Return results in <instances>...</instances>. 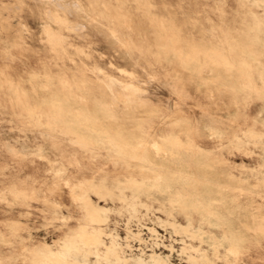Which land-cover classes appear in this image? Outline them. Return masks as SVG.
I'll return each instance as SVG.
<instances>
[{
    "label": "rangeland",
    "instance_id": "374dc122",
    "mask_svg": "<svg viewBox=\"0 0 264 264\" xmlns=\"http://www.w3.org/2000/svg\"><path fill=\"white\" fill-rule=\"evenodd\" d=\"M262 82L264 0H0V264L93 228L174 264L185 245L264 264Z\"/></svg>",
    "mask_w": 264,
    "mask_h": 264
},
{
    "label": "bare ground",
    "instance_id": "6f19581e",
    "mask_svg": "<svg viewBox=\"0 0 264 264\" xmlns=\"http://www.w3.org/2000/svg\"><path fill=\"white\" fill-rule=\"evenodd\" d=\"M53 2V1H52ZM53 4V3H52ZM57 4V3H56ZM54 5V4H53ZM77 5V4H76ZM74 7H77V6ZM22 6V5H21ZM8 7V6H7ZM23 7V6H22ZM67 7V6H66ZM6 8V7H5ZM10 8V7H9ZM62 8V7H61ZM69 9V8H68ZM75 9V8H74ZM17 10V9H16ZM65 10V9H63ZM70 10V9H69ZM10 11V10H9ZM67 11V8H66ZM14 12V11H13ZM12 12V13H13ZM72 12V11H71ZM67 13H69L67 11ZM73 13V12H72ZM76 13V11H75ZM57 14V13H56ZM47 13L45 14V16ZM59 16V15H58ZM64 16V15H63ZM47 17V16H46ZM60 17V16H59ZM58 17V18H59ZM65 19V18H64ZM20 20V19H19ZM50 20V19H49ZM54 20V19H53ZM53 22V21H52ZM98 23V22H97ZM90 24V23H89ZM60 26V25H59ZM103 26V25H102ZM22 27V26H21ZM20 27V28H21ZM80 27V26H79ZM85 26H83L84 28ZM74 28V27H72ZM82 28V27H80ZM70 29V28H69ZM75 29V28H74ZM77 30V29H76ZM82 30V29H81ZM84 30V29H83ZM72 31V30H71ZM85 31V30H84ZM22 32V31H21ZM82 32V31H81ZM109 32V31H108ZM113 35L115 37L117 36L116 30L112 31ZM262 38V37H261ZM89 46V45H88ZM125 46V45H124ZM127 46V45H126ZM136 47V46H135ZM197 49V48H196ZM195 49V50H196ZM89 50V49H87ZM121 50V49H120ZM193 50V49H192ZM77 51V49H76ZM180 51V50H179ZM215 51V50H214ZM213 51V53H215ZM249 51V50H248ZM55 52V50H54ZM83 52H81L82 54ZM96 53V52H95ZM250 53V52H249ZM117 54V53H116ZM182 54V53H181ZM179 54V56L181 55ZM195 54V52H194ZM202 52H200V55ZM219 54V52H218ZM251 54V53H250ZM83 55V54H82ZM216 55V54H215ZM208 56V55H207ZM86 57V56H85ZM104 57V56H103ZM101 58V57H100ZM220 58V57H219ZM181 59V58H180ZM193 59V58H192ZM183 60V59H182ZM225 60V59H224ZM112 65V64H111ZM113 67V66H112ZM231 67V66H230ZM248 69H251L248 68ZM99 73H101V69H96ZM239 72V71H238ZM123 73V72H122ZM130 74V73H129ZM133 75V73H132ZM248 75V74H247ZM243 77V76H242ZM241 77V78H242ZM248 77V76H247ZM246 77V78H247ZM243 79V78H242ZM110 83L113 85L120 84L116 79L110 78ZM216 80V79H215ZM137 84L136 82H129L127 84H124V88L127 90H131L135 93L143 91L144 93H152L155 92L156 90L154 88L149 87L148 85H143L145 83L139 82ZM32 84V83H31ZM264 84V82H262ZM34 85V84H33ZM79 85V84H78ZM258 86V85H257ZM47 87L45 86H42ZM256 88V85H255ZM78 89V88H77ZM264 89V88H263ZM262 89V90H263ZM199 90V87H198ZM257 90V88L255 89ZM259 90V89H258ZM79 91V90H78ZM32 92V91H31ZM36 94V93H35ZM22 95V94H21ZM27 98V97H26ZM64 98V97H63ZM126 101V99H125ZM60 104V103H59ZM39 110V109H38ZM41 110V109H40ZM29 111V110H28ZM30 112V111H29ZM39 113V112H38ZM36 114V113H35ZM50 115V114H49ZM82 114H80L81 116ZM79 117V116H78ZM44 122V121H42ZM194 122L197 125V118L194 120ZM101 123V122H100ZM102 127V125H101ZM47 128V127H46ZM104 128V127H102ZM61 130V129H60ZM99 130V129H98ZM102 130V129H101ZM104 130V129H103ZM94 131V130H93ZM104 132V131H102ZM98 133V132H97ZM105 134V133H104ZM107 135V134H106ZM75 136V135H74ZM78 137V136H77ZM256 138V137H255ZM111 141V140H110ZM176 141V140H175ZM179 141V140H178ZM143 142V141H142ZM141 142V143H142ZM86 143V142H85ZM140 143V144H141ZM110 144V143H109ZM86 145V144H85ZM117 145V144H116ZM146 145V144H145ZM149 144H147L148 146ZM105 147V146H104ZM112 147V146H111ZM87 148V147H86ZM153 148V147H152ZM157 148V147H155ZM186 149V147H184ZM125 149V148H124ZM193 149V148H191ZM137 150V149H136ZM145 150V149H144ZM188 150V149H187ZM197 150V149H196ZM139 151V150H138ZM157 151V150H156ZM191 151V150H190ZM194 151V149H193ZM199 151V149H198ZM197 151V152H198ZM196 152V153H197ZM144 153V152H143ZM199 153V152H198ZM201 153V152H200ZM131 154V153H130ZM158 154V153H157ZM174 156V155H172ZM141 167V166H140ZM135 169V168H134ZM139 169V168H138ZM118 173V172H117ZM180 175V174H179ZM175 176V175H174ZM168 186V185H167ZM143 192L138 190L136 193L132 195H125L122 194L120 195V199L123 201V205L127 208L124 210V208L121 206L120 212L128 214V221H130L136 213H138L139 206L144 205L141 201L142 194ZM243 193V192H242ZM33 198V197H32ZM211 204V203H209ZM217 206V205H216ZM219 208V207H218ZM114 210L113 208L111 209H100V211L104 214L106 217L107 213L109 211ZM257 217V216H256ZM159 222L161 223H170L172 227L179 231V232H186L190 233V236L196 238L199 237L201 234L200 232V227H195L191 221L187 223V226H181L177 223H174V221H169V220H160ZM262 226V225H261ZM262 229V228H261ZM260 230V228L258 229ZM257 230V231H258ZM249 231V230H248ZM264 231V229H263ZM252 232V231H251ZM261 232V231H260ZM263 233V232H262ZM90 236L94 238L93 241L87 240V241H70L68 240V237L59 244V248H54L53 245L51 244H45L43 246L37 244L38 252L47 257H53L51 260H53L56 264H174L171 262L170 258L168 256H163L161 253H157L156 251H152L151 253H147L145 251H141L140 253H127L128 251L122 247L123 244L119 241L117 235H112L110 237V240L108 242H105L104 240L101 239L100 233L98 230L95 228L92 229L90 232ZM36 248V249H37ZM185 253L188 255V263L189 264H199L198 256L200 259L205 258V253L200 249H195L192 245H185V247L182 248ZM196 253V256H195ZM50 260V261H51ZM50 261H44L43 264H51ZM186 262V261H185Z\"/></svg>",
    "mask_w": 264,
    "mask_h": 264
}]
</instances>
